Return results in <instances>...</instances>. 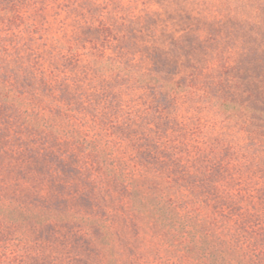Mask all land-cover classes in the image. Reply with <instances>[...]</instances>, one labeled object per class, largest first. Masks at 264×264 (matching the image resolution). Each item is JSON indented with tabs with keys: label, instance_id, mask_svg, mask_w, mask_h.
<instances>
[{
	"label": "trees",
	"instance_id": "1",
	"mask_svg": "<svg viewBox=\"0 0 264 264\" xmlns=\"http://www.w3.org/2000/svg\"><path fill=\"white\" fill-rule=\"evenodd\" d=\"M54 1L0 0V196L10 201L23 178L28 189L13 196L18 207L0 201V239L13 230L24 251L9 258L0 246V264H264V38L250 35L212 92L196 77L215 69L154 44L117 89L104 47L86 54L107 60L102 76L70 87L49 79L31 45L45 12H72L74 1ZM137 18L122 16L128 44L143 29ZM46 53V63L56 57ZM207 103L226 107L232 131L210 137L225 117L218 124ZM40 173L43 198L31 189Z\"/></svg>",
	"mask_w": 264,
	"mask_h": 264
},
{
	"label": "rangeland",
	"instance_id": "2",
	"mask_svg": "<svg viewBox=\"0 0 264 264\" xmlns=\"http://www.w3.org/2000/svg\"><path fill=\"white\" fill-rule=\"evenodd\" d=\"M56 1V7L66 4L64 0H55L54 2L56 3ZM73 1L72 12L69 13L66 8L63 10L64 7L45 12L46 21H48L46 30L41 29V26L38 25L30 33L34 40L31 44L34 49L40 45L41 62H45L49 71L53 69L49 79L53 77V79L64 82L63 84L70 87L79 80L82 82L83 79V81L90 82L102 76L104 69L101 68L107 60L104 61L98 54L91 55L90 58L86 54L96 51L100 53L98 49L104 47L108 48V53L112 55L113 61L110 67L113 68L115 79L114 90L117 89V76L134 71L132 69L136 57L139 58L142 53L146 52L147 46L154 44L163 51H168L171 55L174 52L183 55L189 52L188 57L195 58L201 70L209 68L214 71L215 69L216 78L212 75L206 78V75H202V73L196 77L197 85L206 79L205 81L210 83V91L212 92L213 89L218 88L217 85L222 79L219 78L220 72L224 73L227 70L232 72V68L241 62V48L243 53L245 50L243 47L247 46V41L251 39L250 35L258 40L264 38V17L259 18L257 15L259 13V9L255 10L257 0H109L101 3V5L100 3L89 5L92 0ZM79 1L85 2L82 11L75 9ZM93 1L96 2V0ZM124 15L126 17L138 16L135 21H137V25H140V28L143 27L138 33L139 36L132 40L131 44H128L123 36L126 32V28L121 26ZM100 26L102 28L96 31V27ZM145 28L150 29V36ZM136 29L139 28L136 27ZM62 31L63 33L67 31L65 37ZM240 31H242L241 34ZM60 37L62 38L61 41ZM94 37H98V46L92 42ZM256 47L257 45H254V49ZM48 48L55 52L56 57L52 58L51 56L46 63L47 60H44V55L45 59H48L49 54L46 55ZM79 53L82 54L81 60ZM58 55H66L68 59L64 63L56 61L55 58ZM129 58L133 60L130 61L129 68H127L125 61ZM247 59L249 62V58ZM122 66L123 71H121ZM87 71L88 73H85ZM222 76L225 78L226 74L224 73ZM229 77H232V73L229 74ZM91 78L92 80H90ZM229 85H232V81L226 85L225 92L227 89L229 90ZM225 92L224 97L226 96ZM261 92H263L262 96L258 95L256 101L264 99V90ZM248 94L249 92H246L245 97ZM205 106L217 114L218 124L221 121L219 115L225 117V120L222 119L221 128L219 126L216 130L210 131L211 138L216 135L218 138V129L220 132H226L227 128L232 131V127L227 122L226 107L219 106V104L210 107L209 103ZM70 115L72 116L74 113L70 112ZM202 115L206 117V110L203 109ZM56 149H58L57 144ZM205 151H207L205 157H209V150L206 148ZM40 175L46 176L40 178V181H37L31 189L43 198L49 191L48 184H46V177L49 176V173H40ZM16 191L19 195L28 193L24 178ZM16 193H11L10 201L3 195L0 196L1 203L13 202V205L18 207L20 205L19 196L13 198ZM6 244L7 250L1 248V253L6 254L7 252L9 258L14 251H18V256L21 255L23 250L19 247L20 242L13 230L7 234V237L0 239V246L5 247ZM31 262L33 264L32 258Z\"/></svg>",
	"mask_w": 264,
	"mask_h": 264
}]
</instances>
